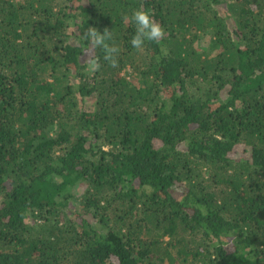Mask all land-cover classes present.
<instances>
[{
  "label": "trees",
  "instance_id": "1",
  "mask_svg": "<svg viewBox=\"0 0 264 264\" xmlns=\"http://www.w3.org/2000/svg\"><path fill=\"white\" fill-rule=\"evenodd\" d=\"M0 264H264V0H0Z\"/></svg>",
  "mask_w": 264,
  "mask_h": 264
},
{
  "label": "clouds",
  "instance_id": "2",
  "mask_svg": "<svg viewBox=\"0 0 264 264\" xmlns=\"http://www.w3.org/2000/svg\"><path fill=\"white\" fill-rule=\"evenodd\" d=\"M125 20H131L135 26V32L131 38V45L135 49H142L146 42H159L165 35L163 26L154 21L152 14L143 8H137ZM84 45L83 54L87 56L83 62L85 70L96 72L101 68L100 61L94 56L96 50L103 52V60L109 62L113 67L118 66L119 48L113 42L112 31L105 29L100 32L96 28H89L81 37Z\"/></svg>",
  "mask_w": 264,
  "mask_h": 264
},
{
  "label": "rangeland",
  "instance_id": "3",
  "mask_svg": "<svg viewBox=\"0 0 264 264\" xmlns=\"http://www.w3.org/2000/svg\"><path fill=\"white\" fill-rule=\"evenodd\" d=\"M212 42L213 40H212L211 33H201L198 35V40L194 45L200 53H205L210 50L212 46ZM127 72L128 71L126 70L124 74H126ZM52 133L54 134L55 130L52 131Z\"/></svg>",
  "mask_w": 264,
  "mask_h": 264
}]
</instances>
